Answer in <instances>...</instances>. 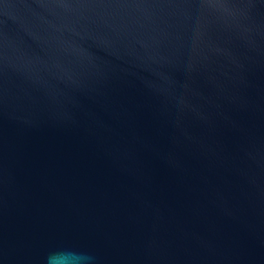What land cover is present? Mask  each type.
<instances>
[{
	"label": "water",
	"instance_id": "obj_1",
	"mask_svg": "<svg viewBox=\"0 0 264 264\" xmlns=\"http://www.w3.org/2000/svg\"><path fill=\"white\" fill-rule=\"evenodd\" d=\"M0 264H264V0H0Z\"/></svg>",
	"mask_w": 264,
	"mask_h": 264
}]
</instances>
